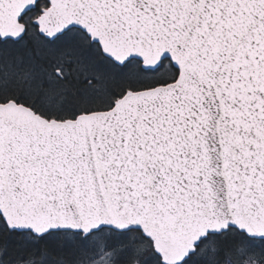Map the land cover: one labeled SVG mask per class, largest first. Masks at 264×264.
Returning <instances> with one entry per match:
<instances>
[{"label":"snow or ice","instance_id":"snow-or-ice-1","mask_svg":"<svg viewBox=\"0 0 264 264\" xmlns=\"http://www.w3.org/2000/svg\"><path fill=\"white\" fill-rule=\"evenodd\" d=\"M0 264H264V0H0Z\"/></svg>","mask_w":264,"mask_h":264}]
</instances>
